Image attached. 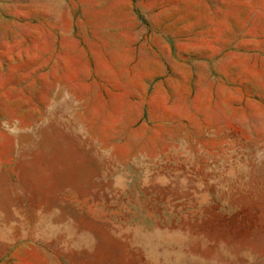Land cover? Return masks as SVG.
Listing matches in <instances>:
<instances>
[{
  "label": "rangeland",
  "instance_id": "374dc122",
  "mask_svg": "<svg viewBox=\"0 0 264 264\" xmlns=\"http://www.w3.org/2000/svg\"><path fill=\"white\" fill-rule=\"evenodd\" d=\"M0 264H264V0H0Z\"/></svg>",
  "mask_w": 264,
  "mask_h": 264
}]
</instances>
